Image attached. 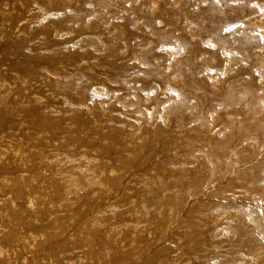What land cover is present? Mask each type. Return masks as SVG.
Wrapping results in <instances>:
<instances>
[{"label": "rangeland", "instance_id": "obj_1", "mask_svg": "<svg viewBox=\"0 0 264 264\" xmlns=\"http://www.w3.org/2000/svg\"><path fill=\"white\" fill-rule=\"evenodd\" d=\"M0 264H264V0H0Z\"/></svg>", "mask_w": 264, "mask_h": 264}]
</instances>
